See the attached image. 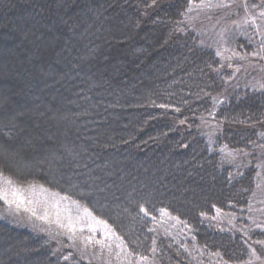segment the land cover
<instances>
[{
	"label": "trees",
	"instance_id": "16d2710c",
	"mask_svg": "<svg viewBox=\"0 0 264 264\" xmlns=\"http://www.w3.org/2000/svg\"><path fill=\"white\" fill-rule=\"evenodd\" d=\"M198 2L0 0V179L79 204L133 258L190 264L152 231L166 212L197 246L243 264L248 243L203 218L249 207L264 89L232 90L215 53L186 30ZM221 147L249 156L230 165ZM59 249L0 220V264H83Z\"/></svg>",
	"mask_w": 264,
	"mask_h": 264
},
{
	"label": "rangeland",
	"instance_id": "374dc122",
	"mask_svg": "<svg viewBox=\"0 0 264 264\" xmlns=\"http://www.w3.org/2000/svg\"><path fill=\"white\" fill-rule=\"evenodd\" d=\"M184 25L202 47L215 53L229 73L232 90L264 89V0H199L190 4ZM206 130L208 146L215 151V128L209 125ZM218 152L230 165L249 156L224 147ZM256 155V189L247 210L216 211L203 218L209 228L238 233L248 243L243 264H264V140ZM0 220L44 235L57 250H70L83 264H157L133 258L109 226L79 204L40 187L22 188L0 179ZM152 231L156 239L180 247L190 264H228L219 254L197 246L191 228L166 212L153 220Z\"/></svg>",
	"mask_w": 264,
	"mask_h": 264
}]
</instances>
